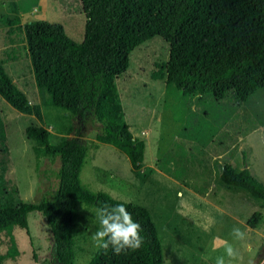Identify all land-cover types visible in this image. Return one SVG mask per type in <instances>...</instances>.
I'll return each mask as SVG.
<instances>
[{"label": "rangeland", "instance_id": "374dc122", "mask_svg": "<svg viewBox=\"0 0 264 264\" xmlns=\"http://www.w3.org/2000/svg\"><path fill=\"white\" fill-rule=\"evenodd\" d=\"M31 20L59 22L80 42L85 16L80 0H0V61L30 103H40L22 29ZM168 55V43L154 36L133 49L127 70L116 79L125 121L133 135L145 141L143 166L136 173L123 152L96 140L99 123L89 113L79 121L42 106L38 119L0 96L6 135L0 161L7 166L8 186H15L25 201L51 199L59 160L29 142L25 128L42 125L56 143L82 125L88 146L82 183L148 209L158 229L162 264H216L218 257H224L225 264H257L264 259V223L252 228L247 221L255 211L264 215V199L225 184L220 173L226 163L237 170L246 166L264 184V89L245 103L232 90L223 99L186 94L165 82ZM95 210L78 207L75 264H87L97 249L91 238L98 225ZM28 228H14L20 253L3 264H59L39 212L28 214ZM237 228L246 233L245 239L234 237ZM227 244L237 250L235 259L227 256ZM5 249L0 246V252Z\"/></svg>", "mask_w": 264, "mask_h": 264}, {"label": "trees", "instance_id": "16d2710c", "mask_svg": "<svg viewBox=\"0 0 264 264\" xmlns=\"http://www.w3.org/2000/svg\"><path fill=\"white\" fill-rule=\"evenodd\" d=\"M80 2L85 16L80 42L69 37L59 22L31 20L23 25L40 103H30L1 61L0 96L14 109L38 119L42 106L63 110L79 121L89 113L99 123L96 140L123 152L135 173L143 166L145 141L135 137L125 121L116 79L127 70L133 49L146 40L160 36L168 43L165 82L186 94L223 99L232 90L238 101L245 103L264 89V0ZM11 24L9 20L6 25ZM81 128L79 125L72 136H60L56 143L42 125L31 123L25 128L29 142L59 160L58 184L51 199H21L16 187L8 186L7 166L0 161V246L6 247L0 252V264L19 255L13 230L19 227L29 232L28 214L33 211L46 220L54 260L75 264L78 207L96 209L105 202L124 203L140 223L145 243L140 250L121 255L97 248L87 264H162L158 229L148 209L105 191H93L82 183L88 146ZM5 139L0 120L3 150ZM220 178L253 198L264 199V184L246 166L237 170L226 163ZM260 222L264 223V215L255 211L247 224L254 228ZM257 264H264V259Z\"/></svg>", "mask_w": 264, "mask_h": 264}, {"label": "clouds", "instance_id": "9594fccd", "mask_svg": "<svg viewBox=\"0 0 264 264\" xmlns=\"http://www.w3.org/2000/svg\"><path fill=\"white\" fill-rule=\"evenodd\" d=\"M95 216L99 226L91 238L98 249L105 252L111 249L114 255H121L138 251L144 245L145 238L141 235L143 229L124 203H102L96 208ZM232 234L238 240L246 236L238 228L233 229ZM225 251L230 259L238 256L237 250L230 244L226 245ZM216 264H225L224 257H218Z\"/></svg>", "mask_w": 264, "mask_h": 264}, {"label": "crops", "instance_id": "0c3cea01", "mask_svg": "<svg viewBox=\"0 0 264 264\" xmlns=\"http://www.w3.org/2000/svg\"><path fill=\"white\" fill-rule=\"evenodd\" d=\"M221 174V173H220Z\"/></svg>", "mask_w": 264, "mask_h": 264}]
</instances>
